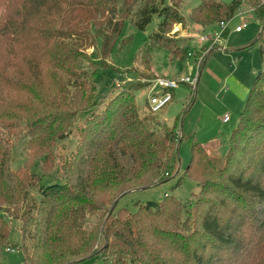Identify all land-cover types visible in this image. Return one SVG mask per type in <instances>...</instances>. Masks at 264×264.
Here are the masks:
<instances>
[{"label":"trees","instance_id":"16d2710c","mask_svg":"<svg viewBox=\"0 0 264 264\" xmlns=\"http://www.w3.org/2000/svg\"><path fill=\"white\" fill-rule=\"evenodd\" d=\"M70 2L96 10L97 16L106 15V32L101 33L104 55L112 51L125 20L144 29L153 15L159 14L163 18L159 28L140 48L136 60L148 64L151 51L164 41L163 48L172 58L189 56L187 40L179 43L165 36L170 25L185 24L179 11L183 0H0V104L15 107L10 91H23V107L19 108L28 118L25 123L41 129L47 121L48 130L60 129V138L64 137L63 124L74 130L75 113L80 110L68 106L67 99L46 100L37 87L38 79L44 81L46 68L58 75H74L69 69L79 68L86 58L56 41L57 33H62L57 26L62 27ZM243 3L262 22L255 42L260 43L264 59V0H234L231 4L201 0L191 21L201 26L229 21ZM88 22L92 24L93 18ZM215 49L204 55L200 70ZM79 79L74 83L81 87L93 82L89 75ZM48 81L51 87L60 82L52 75ZM137 89L133 84L114 91L108 103L94 109L77 126L78 150L68 162L75 170L72 185L16 182L15 175L7 172L8 151L0 146V209L9 204L20 213L29 190L40 195L36 215L26 212L23 231L30 235L32 246H19L24 262L77 264L102 255L110 264H169L161 250L166 244L170 252L184 253L181 241H185L180 235L192 223L199 238L196 249L187 253L194 263L264 264V69L253 80L228 152L214 157L200 141L192 143L186 174L196 180L198 190L192 193L196 201L190 206L166 193L159 201L138 203L136 211L115 209L126 193L163 182L169 171L177 168L179 145L186 137L182 121L195 101L191 96L180 118L170 125L160 118L141 116ZM110 185H114L115 196L99 200L98 186ZM4 188L10 189V196L3 193ZM11 233V223L0 213V255L10 247ZM166 239L170 243H165ZM208 247L215 249L210 257Z\"/></svg>","mask_w":264,"mask_h":264},{"label":"rangeland","instance_id":"374dc122","mask_svg":"<svg viewBox=\"0 0 264 264\" xmlns=\"http://www.w3.org/2000/svg\"><path fill=\"white\" fill-rule=\"evenodd\" d=\"M223 1L231 4L234 0ZM200 3L201 0H183L179 11L185 17V24H172L165 33L169 40L179 43H182L183 39L187 40L186 53H195L198 50V54L196 56L185 55L182 59L172 58L169 51L163 48L166 42L164 41V45L151 51L149 63L142 64L136 60L139 50L158 30L163 19L162 16L154 14L151 22L144 29L136 27L130 19L125 20L122 30L115 39V45L107 56L102 53L103 34L106 32V15L97 16L99 13H96V10L77 7L76 2H70L63 14L62 27L57 26L60 32L62 30V33H57L59 35L56 41L72 48L76 51L74 54L83 53L86 58L81 61L79 68L71 67L69 69V72H74V75H58L50 68H46L48 72L42 83L38 79L37 90L41 91L42 97L46 100L49 98L67 99L70 101L68 106L71 105L73 110L80 111L75 113V121L72 126L74 130L70 131L67 129L68 125L63 124L61 132L64 137L60 138L58 137L60 129L57 131L58 128L49 127L52 129L48 130L49 123L47 121L42 123L41 129L38 125H27L25 119L28 120V118L19 108V106L23 107L24 92L10 91L14 96L16 106L0 104V146L2 145L8 151L9 168L7 172L15 175L16 182H36L37 185L40 182L74 184L76 182L75 170L68 165V162L78 150L77 126L94 109L101 108L108 103L113 97L114 91L135 84L138 86L136 102L139 105L141 116L148 115L153 120L160 118L170 125L175 124L176 120L180 118L191 96H194L195 101L182 121L181 128L186 137L179 145L180 160L177 168L169 171L170 175H166L167 178L163 182L148 188H136L126 193L120 198L115 209L126 207L131 211H136L138 203L159 201L166 193L174 194L181 201L188 203V206L193 205L196 200L192 199V193L198 190V186L196 180L186 174L191 160V145L194 141H200L207 147L211 156L217 157L226 154L230 147L232 131L239 123L246 98L233 95L225 86L216 91H207L206 93L200 91L202 82L200 75V83L198 81V88L194 92L189 85L181 84L174 90V98L163 109L151 113L146 102L149 80L165 72L177 73L178 76L189 75L194 79L200 72L199 60L203 56L201 47L204 43L199 41V36L214 33H222L221 43L228 49H233L229 51L232 52L233 57L237 59V55L241 54L246 59L244 65L246 66L247 79L243 81H246L248 86L252 85L257 73L264 69L260 43L255 42L262 22L256 17L254 11L243 3L237 9L234 17L226 22L225 27H222L220 22L211 26H198L191 21V13ZM90 18H93L92 24L88 22ZM243 22H246L247 26L243 31L236 32V27ZM102 32L103 34H101ZM247 45L249 46L245 47ZM251 63L255 67L254 76L252 71L247 72V68L251 67L248 64ZM51 75L59 78V84L56 82L52 84V87L50 86L48 80ZM88 75L90 79L93 78V82L85 87L75 85L74 80L80 78L79 80L82 81ZM82 101L83 104H81ZM44 114L46 113L40 112V116H45ZM226 115H229V119L225 121L223 118ZM13 124L16 125L13 126ZM177 125H181L180 121L177 122ZM29 132L31 134L26 135ZM39 136L43 139H39ZM98 187V199L108 201L116 194L113 190L114 185ZM3 193L10 196L12 192L10 189L4 188ZM39 200L40 195L37 190L31 189L20 213L15 212L12 205L3 204L0 213L5 214L12 225L9 246L15 247L17 251L11 253L4 250L0 255V264H26L19 246L26 245L28 248L32 246L30 235L27 232L24 234L23 228L28 219L26 212L35 216ZM196 218L199 220L198 216ZM29 228L30 226L27 230ZM194 232L192 223L189 229L181 232L180 238L185 241H181L184 253H172L170 252L171 247H167L165 244L160 255L165 257L169 264H196L192 256L187 253L196 249L199 237L195 236ZM176 240L177 238H174L173 241L176 242ZM165 243L168 244L170 241L167 240ZM198 250L201 251V249ZM213 251H215L213 247H208L207 256L210 257V253ZM226 263H228L227 260H223L220 264ZM77 264H110V260L102 255H96Z\"/></svg>","mask_w":264,"mask_h":264},{"label":"crops","instance_id":"0c3cea01","mask_svg":"<svg viewBox=\"0 0 264 264\" xmlns=\"http://www.w3.org/2000/svg\"><path fill=\"white\" fill-rule=\"evenodd\" d=\"M231 50L233 49H228V47L216 48L208 56L200 71L202 81L200 91L206 93L207 91H216L225 86L233 95L247 98L251 86H248L246 81H243L247 79L245 73L246 66L244 65L246 59L241 54L237 55L236 59V57H233L232 52H229ZM232 58L233 61L231 62ZM248 66L251 67L247 68V72L252 71L254 76L255 67L253 63L248 64ZM161 75L178 76L177 73L170 74L168 72Z\"/></svg>","mask_w":264,"mask_h":264},{"label":"built area","instance_id":"2783aa9c","mask_svg":"<svg viewBox=\"0 0 264 264\" xmlns=\"http://www.w3.org/2000/svg\"><path fill=\"white\" fill-rule=\"evenodd\" d=\"M242 13V12H240ZM227 21H221L219 24L222 27L226 26ZM247 26L246 22L241 23L236 27V32H241ZM223 36L222 33H214L209 35L199 36V41L204 43L201 47L203 56L199 60V66L201 68V60L204 55L208 54L213 48H223L225 47L222 43ZM198 50L195 53L189 52V56H196L198 54ZM201 71V70H200ZM200 78L199 74L193 79L189 75L188 76H165L160 75L154 79L149 80L148 88V96L146 99L147 106L149 107L150 112L156 113L159 110L163 109L173 98H174V90L177 89L181 84H187L194 90L197 89V83ZM225 121L229 119V115L224 116ZM7 252L14 253L17 251L15 247H8Z\"/></svg>","mask_w":264,"mask_h":264}]
</instances>
